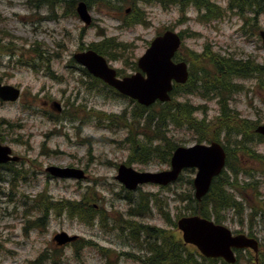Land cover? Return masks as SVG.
<instances>
[{
  "label": "rangeland",
  "instance_id": "rangeland-1",
  "mask_svg": "<svg viewBox=\"0 0 264 264\" xmlns=\"http://www.w3.org/2000/svg\"><path fill=\"white\" fill-rule=\"evenodd\" d=\"M80 1L0 0V82L22 90L17 102L0 100V134L21 158L0 167V264H144L152 255L151 244L160 247L164 239L173 249L179 243L180 253L192 255L197 264H225L185 245L177 228V221L191 215L196 205V170H185L179 181L168 186L146 184L135 192L116 179L123 164L140 172L169 169L170 163L159 154V148L166 147L165 139L185 147L219 140L233 148L235 156L240 142L224 139L219 96L206 93L205 83L193 79L188 88L172 94L170 103L138 107L85 74L73 57L113 41L120 48L105 51L104 56L127 76L138 71L139 58L155 36L166 30L179 32L184 40L180 55L194 68L197 80L204 76L203 67L211 70L207 63L211 54L257 67L248 77L234 78L238 88L228 107L232 123L250 120L259 126L264 124V44L259 35L264 30V9L255 14V7L240 10L232 7L231 0H205L220 11L205 20L206 9L194 3L183 7L172 0L166 5L162 0H91L93 23L86 27L76 13ZM128 7H138L136 17L143 15L146 25H122L118 18ZM54 104L61 105V113L52 110ZM166 104L193 107L194 121L168 119L159 126ZM225 122L232 125L229 118ZM216 133L219 138L213 136ZM138 142H145L150 150L135 157L133 146ZM242 145L252 155L232 159L223 184L239 206L224 210L221 223L256 238L258 257L264 259V137L255 134ZM50 166L80 168L88 177L55 178L46 172ZM63 201L76 202L85 213L74 217L58 203ZM61 232L80 240L58 246L54 237ZM167 255L156 259L172 264ZM238 257V264H256L252 250H243Z\"/></svg>",
  "mask_w": 264,
  "mask_h": 264
},
{
  "label": "water",
  "instance_id": "water-1",
  "mask_svg": "<svg viewBox=\"0 0 264 264\" xmlns=\"http://www.w3.org/2000/svg\"><path fill=\"white\" fill-rule=\"evenodd\" d=\"M81 18L87 24L91 22V17L84 3L78 7ZM264 38V32L261 33ZM180 37L167 32L163 36L157 37L147 50L146 54L140 59L139 66L147 73L145 78L140 73L132 77L125 78L123 81L116 79V72L110 69L105 58L93 51H88L76 55V59L86 65L96 76L106 80L111 85L118 88L124 94L132 96L144 105H151L157 99L167 101L170 99L168 92L172 90V80L186 82L188 71L185 63L175 65L172 57L179 48ZM20 91L13 86L2 87L0 83V97L3 100L15 101L19 98ZM257 132L264 135V125L257 128ZM11 150L0 145V162L10 160L8 156ZM226 162V153L222 146L213 143L211 146L196 145L190 148L180 147L172 158V170L156 174L139 173L126 166L120 167L118 179L126 184L130 189H135L140 183L168 184L176 180L179 173L185 167H198L199 173L195 180L197 197L204 196L215 175H218ZM55 175L83 177V172L74 169H49ZM180 228L184 231L186 242L196 244L207 256H223L230 262H235L232 247L244 248L253 247L257 251L255 240L245 236L233 237L231 232L222 226H216L212 222L199 217H187L179 221ZM60 244L70 242L76 237H69L62 233L55 238Z\"/></svg>",
  "mask_w": 264,
  "mask_h": 264
},
{
  "label": "trees",
  "instance_id": "trees-1",
  "mask_svg": "<svg viewBox=\"0 0 264 264\" xmlns=\"http://www.w3.org/2000/svg\"><path fill=\"white\" fill-rule=\"evenodd\" d=\"M257 5L253 3L252 0H231L232 7L236 6V8L240 10H244L245 8H251L255 14H259L261 9H264V2L263 0H256ZM174 2H181L183 6H188L190 3H194L197 6L200 7V9L205 8L206 9V14L204 15L205 18H213L216 16H213L216 14L217 16L219 15L217 6L215 4H210L208 1L205 0H175ZM255 5V6H253ZM250 6V7H248ZM216 8V9H215ZM120 47L119 45L115 44L113 41L107 40L105 43L101 44L100 53L105 51H112V50H118ZM212 66V70L210 71H204L203 67L201 70L204 74L203 77H201L202 80H197L198 78L194 76V74L191 75V81L188 85L185 87H189L192 80L194 79V82H200L202 81L205 83L203 89L207 93L215 92L219 98L221 99V103L223 105V117L221 119L220 123V129H223V134H224V139L227 142H230L231 140H239L240 146H238V151L236 152L235 156L233 155L232 149L226 147L229 152V161H228V166H231L232 164V159L238 160L239 154H246L249 153L250 156L252 153L247 152L246 147L243 146L242 144L244 142H248L249 140L255 136V123L250 121V120H240L237 119L236 122L232 123L233 121V112L231 109L228 107V101L229 97L231 94L237 90L238 85L233 83V80L235 77H241L245 78L251 75L252 73H256L255 70H257V67H254V65L248 63V62H242L240 60H237L235 58H230L227 56L223 57H218L211 55L209 58V61L207 62ZM205 78V79H203ZM197 80V81H196ZM181 89H185L182 86L180 87ZM193 89H191L189 92H192ZM211 91V92H210ZM176 92V91H175ZM188 105H181V107H175L172 108L171 104H166L164 110L161 111V118L159 119L158 125L160 126V122L162 120H171L174 123L178 122H186V123H192L194 119H191L190 117L192 116V109L193 107L188 106ZM177 108V111H176ZM186 114V116L184 114ZM191 114V115H190ZM176 115H179L180 118H176ZM190 115V116H188ZM188 116V117H187ZM185 117V118H183ZM229 118L231 119V124H226L227 122L224 123L225 119ZM151 119V118H150ZM225 124V125H224ZM150 122L147 124V128H150ZM219 129V130H220ZM160 129H157L156 131H159ZM149 137L148 134H144ZM217 138L220 136L216 133L213 135ZM164 142H167L166 147H162V149L159 148V154L162 156V159L165 163H168L170 161L171 155L174 151V149L177 147V145L171 141L168 142V139L162 140ZM146 143H135L133 146V156H141L145 153V151L149 148L145 147ZM150 150V149H149ZM255 156V154H254ZM255 158H257L255 156ZM259 158V157H258ZM262 160V159H259ZM236 173H239L237 171ZM226 172L223 173L220 177L216 179V181L213 184L212 190L208 196L204 198V200L199 203L195 201L196 205L192 209L193 214H199L204 217H212L214 216L218 222L222 221V213L224 210H229L233 208H237L239 206V202L235 199L234 195L230 192H228L225 189L224 182L227 179ZM60 204H64L66 208L68 209V212L73 213L74 216H80L85 213L83 212V209L80 210V205L77 204L76 202H71V201H63V202H58ZM83 205V203H82ZM43 209V207H41ZM56 209V208H52ZM89 212H93L92 207H88ZM242 210V209H241ZM241 210H239L237 213L240 214ZM46 212L49 211V209H45ZM243 214V213H242ZM89 215V213H87ZM84 220V219H83ZM85 221V220H84ZM160 234H162L161 231H159ZM160 237V236H159ZM151 253L152 255L146 259V261H143L144 264H162L163 260H157L156 258L168 254L169 256V261L172 264H197L195 259L193 258L192 255H187V257H184L180 252H181V247L180 244L176 242V249H173L172 245L168 243L166 239L163 240V243L160 245V247L157 246V244H151ZM172 252L175 254V256H171ZM216 261V260H213ZM212 261V262H213Z\"/></svg>",
  "mask_w": 264,
  "mask_h": 264
},
{
  "label": "bare ground",
  "instance_id": "bare-ground-1",
  "mask_svg": "<svg viewBox=\"0 0 264 264\" xmlns=\"http://www.w3.org/2000/svg\"><path fill=\"white\" fill-rule=\"evenodd\" d=\"M97 1V0H96ZM96 1H94V2H96ZM141 1H145V0H141ZM147 1V0H146ZM175 0H172V2H174ZM264 1V0H263ZM91 0H82V1H80V2H78L77 4L78 5H80L81 3H84L85 5H86V7L87 8H89V4L91 5ZM135 3H137V1H134ZM161 3H163L164 5H166L167 4V0H162V2ZM177 3H179V2H174L173 4H177ZM139 11H140V9L138 8V7H136ZM142 15V14H141ZM129 16L130 17H135L136 16V14L135 13H133V14H129ZM142 17H143V15H142ZM119 20H120V22L122 23L124 20H123V18L122 17H120V18H118ZM107 58V57H106ZM107 65H110V63H107ZM8 84H3L2 85V87H5V86H7ZM14 89H18V90H21V88L20 87H18V86H14ZM22 91V90H21ZM21 95V94H20ZM0 100H1V97H0ZM139 107V106H138ZM224 149V151L227 153V156H229V152H228V149L227 148H223ZM149 249H151V247H149Z\"/></svg>",
  "mask_w": 264,
  "mask_h": 264
}]
</instances>
